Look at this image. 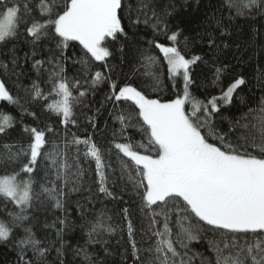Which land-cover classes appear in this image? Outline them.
I'll use <instances>...</instances> for the list:
<instances>
[{"label": "snow or ice", "instance_id": "obj_1", "mask_svg": "<svg viewBox=\"0 0 264 264\" xmlns=\"http://www.w3.org/2000/svg\"><path fill=\"white\" fill-rule=\"evenodd\" d=\"M222 6L229 21L264 16V0ZM176 12L175 0H0V102L21 117L0 111V244L11 245L16 264H43L53 247L59 260L69 227L84 234L74 249L80 264H115L114 255L119 264H264V89L250 103L239 91L247 81L230 75V63L187 52L185 29L171 25ZM217 27L229 34L222 21ZM21 35L36 73L24 103L6 86L21 74ZM208 45L219 49L211 34ZM116 52L129 72L117 71ZM101 86L111 135L96 136L95 114L86 116L92 132H71L75 108ZM201 87L203 98L194 94ZM73 203L79 216L69 224ZM42 207L63 213L46 225L55 229L52 245L33 231ZM117 236L122 251L111 243Z\"/></svg>", "mask_w": 264, "mask_h": 264}, {"label": "trees", "instance_id": "obj_2", "mask_svg": "<svg viewBox=\"0 0 264 264\" xmlns=\"http://www.w3.org/2000/svg\"><path fill=\"white\" fill-rule=\"evenodd\" d=\"M170 0H162L163 4H168ZM177 6V12L174 14L171 20L173 27L179 25L184 28V35L189 38V47L186 49L191 54L202 55L206 60L211 62L212 60H219L224 63H230L233 68L231 76L242 74L247 83L242 86L240 96L247 97L250 103L254 102V98H258L261 94V90L264 89V16L253 15L251 18H233L231 21L228 19V11L222 6V0H175ZM183 5V7H181ZM217 21H222L223 26L228 27V35H221L220 29L217 27ZM144 31V26H141ZM257 30L260 35H256ZM23 33V28L20 29ZM146 39L151 38V29L146 30ZM209 34L216 39L219 49H210L208 45ZM255 37V38H253ZM16 54L20 57V67L17 69L19 78L16 76H10L6 79V86L15 94L19 91L20 96L23 98L21 103L27 99L23 92L24 88H28L31 85L32 80L36 79V73L31 68V59L24 62V54L31 52V45L25 41L24 35H21L15 42ZM228 47L225 48L224 45ZM146 46V45H145ZM11 47V45H9ZM7 49L0 47V60L6 58ZM46 52H42L37 58L46 56ZM118 65V72H129V66L127 63H120V54L115 53L113 60ZM74 69L69 68L68 75H73ZM200 72V69H197ZM227 79V78H226ZM204 77H199L198 83L203 81ZM47 89V85H41ZM107 89L101 86L95 91V94L89 93L84 98V105H78L75 108L76 118L79 123L78 128H70L71 132H75L77 135H82L85 130L92 132V129L88 127L86 116L96 115L97 130L96 136L102 138L104 135H111L110 128L113 127L111 117L108 116V111L111 110V106L105 104L103 108H100L101 104H104V96ZM204 91L203 87L200 89H194V94L203 98L201 93ZM208 91L211 94H219V89L209 88ZM75 94V93H74ZM234 103L239 106V100H235ZM29 110L36 111L41 120H44L48 114L41 111L38 104H25ZM100 108L99 113H96V109ZM0 111L5 114H11L19 121L20 113L19 108L7 105L6 102H0ZM233 112L237 109L234 107ZM239 111H246V108L240 107ZM239 113H237L238 115ZM225 116H229V112L224 113ZM48 123L56 126V117L51 116L47 120ZM24 124L33 125L31 117H24ZM106 123L108 128L105 127ZM119 127L118 124L114 125ZM21 127L17 124L16 130L13 132V138L21 134ZM77 194L74 199H79ZM83 202V201H81ZM2 207V205H0ZM110 208H114V211H118L119 205H109ZM75 204H71L68 207V222L72 224L79 216L78 211H74ZM57 216H63V213L57 210L50 209L48 207H42L36 212V219L33 221V231L36 233L38 239L45 242L47 245H52L56 241L55 229L46 227L51 225ZM119 237H113L111 243L115 249L122 251L119 245L116 244V240ZM63 241L67 247L63 250V255L57 258V252L55 247L51 249L47 255L43 264H59L62 260L63 264H80V258L74 254V249L77 245L82 244L84 241V234L80 231L79 227L72 229L71 227L65 229ZM59 247V244H56ZM195 251L203 253L208 256V250L203 244H193ZM31 255V253H29ZM119 255H114L110 260L115 261V264H119ZM0 264H16V253L12 250L11 245L0 244Z\"/></svg>", "mask_w": 264, "mask_h": 264}]
</instances>
